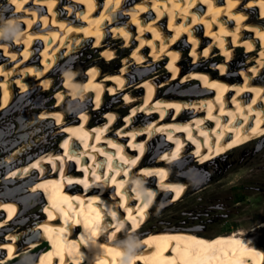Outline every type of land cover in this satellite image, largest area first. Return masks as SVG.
<instances>
[{
  "label": "bare ground",
  "instance_id": "6f19581e",
  "mask_svg": "<svg viewBox=\"0 0 264 264\" xmlns=\"http://www.w3.org/2000/svg\"><path fill=\"white\" fill-rule=\"evenodd\" d=\"M63 1L0 4V112L31 90L44 94L59 86L53 102L37 103L38 113L53 114L47 123L56 126L54 132L62 139L56 151L35 152L22 160L17 156L26 148L14 147L0 156V229L16 217L15 199L25 207L44 199L47 210L22 235L34 239L26 243L27 250L40 241L49 246L30 254V264H264V221L249 231L202 235L190 228L164 227L135 237L156 199L174 203L187 191L184 179L170 174L171 161L191 153L213 160L264 135V0ZM91 41L96 52L89 66L77 71L79 67L63 62ZM126 48H134L123 56L126 60L100 75L99 63H111ZM215 49L220 53L212 55ZM237 51L253 52L247 60L253 62L244 71L227 72ZM223 54L212 66L200 60ZM164 56L171 57L166 66L159 63ZM59 66L56 79H62L53 85ZM129 68L137 75L150 70L128 81ZM195 79L203 85L164 89L174 81L180 85ZM110 92H124L123 102L105 107L102 100ZM91 93L96 98L85 106L93 102L95 109L82 108L66 122L62 104L75 106ZM129 105L122 122L118 111ZM106 108L107 121L89 124L91 113ZM121 122L122 130L115 133L112 127ZM154 139L158 143L145 162ZM14 179L21 184L7 186ZM123 230L127 239L118 237ZM7 238L0 243V250L8 251L3 262L15 257L17 235Z\"/></svg>",
  "mask_w": 264,
  "mask_h": 264
},
{
  "label": "rangeland",
  "instance_id": "374dc122",
  "mask_svg": "<svg viewBox=\"0 0 264 264\" xmlns=\"http://www.w3.org/2000/svg\"><path fill=\"white\" fill-rule=\"evenodd\" d=\"M101 1L105 2V0ZM2 2H5V0H0V4H2ZM63 2H66V0ZM130 15L128 14V17ZM94 45L95 41L87 43L86 46H82L77 52L71 54L63 62L69 61L73 65L79 67L77 71L85 69L91 64L90 61L93 58L92 56H94L96 52L94 51ZM107 45L108 44L102 45L98 49L101 51ZM117 45L119 46V43L116 44V49L118 48ZM193 47V43L191 42L190 49H193ZM133 49L126 48L124 51L116 52L114 60L109 63L110 65L107 61V63H99V65L103 67V70L100 71V75L106 73V68L111 66V64L113 65L116 62H124L126 59H124L123 56L128 55V53H130ZM236 49L244 50L246 47L239 46L236 47ZM220 50L221 49H215L214 52H212V55L219 54ZM146 51L149 58L151 59L150 49H147ZM187 53H189L188 46ZM183 54L184 51L182 50V56ZM221 56L224 57V54L215 56L212 59L211 57H201L200 60L202 63L212 66L215 64L213 62H216ZM190 57L189 60L192 61V57ZM193 57H195V55ZM253 57V52L243 55H241L240 51H237V53H232L230 65L226 67V71L231 72L233 70L235 73L241 71L242 69L244 71V69L253 62L247 60H252ZM163 58H166V60H162V62L160 61L159 63H162V65L165 63L166 66V63L171 59V57L164 56ZM184 59H187L188 61L187 55H185ZM60 67L61 66H59L52 74L53 85L56 83L58 84V82H60L62 79L60 78L59 81L56 79L58 70L59 72L62 70ZM189 69L191 68H183L185 72H187ZM149 70L150 69H146L145 72L148 73ZM128 71V81L135 79L136 76L143 78L147 74L144 73L137 75L139 72H137L136 69L131 68H129ZM219 72L221 71H215V74L219 75ZM137 80L138 78H136L134 81ZM143 81L144 79L138 83L142 85ZM171 85L164 87V89L170 90L173 88L174 91H184L189 87L201 86L203 84L202 81L195 79V81L192 80L188 83H181L180 85L174 81V83ZM142 88L144 89L146 87L142 86ZM59 89V86H56L50 92H46L44 94H39L37 90H31L20 100L15 99L12 102L13 105H10L7 110L3 111L2 113L0 112V156L7 154L14 147H20L22 149L26 148L22 155L17 156L22 160L30 157L35 152L56 151L60 148V146L55 147L58 143L60 145L62 140L58 137L57 133L54 132V128H56V126H53L52 122L48 124L53 114L38 113L39 105L37 103L39 102V99L42 100L40 105L53 102L54 99L51 98L52 93L58 94ZM143 89H141V92H143ZM139 93L135 92L136 96L139 95ZM108 94L107 97L104 96L102 100V104H104L105 107L108 104H114L116 106L119 105L121 102H123L122 96H124L125 93L122 92V94H113L110 92ZM133 96L134 95L130 94V97ZM95 98L96 95L91 93V95H88L76 102L75 106L71 105L69 102H64L62 104V109L64 111L65 118H67L66 122H68L67 120L70 118V116L77 117L80 115L83 109L87 110L89 106L94 110L96 106L93 102L89 103L87 106L85 105ZM57 100H59L58 96ZM107 109L108 108L102 109L100 111L96 110L94 111V114L91 113L93 119H91L92 121H89V124L91 123L92 125L107 121L108 118L105 120L106 113L103 112ZM122 109L124 111H118V118H120L123 122L124 115L131 109V105L127 106L126 109ZM36 114L38 115L37 120ZM139 114L145 113L140 112ZM139 114H137V117ZM97 116L101 117L97 118ZM122 122L121 125L119 123L112 127L113 130H115V133L117 132V129L120 132V129L123 127ZM35 127L38 129L40 128L39 131L34 132ZM162 135L165 137L164 134ZM64 136H66V134ZM157 143L158 139H154L153 146L149 147V151L146 154L147 160L145 159V162L148 161V156L150 153H153L155 149L154 146L157 145ZM189 147L190 149L188 151L192 152L193 146ZM166 148L167 147L164 149L166 150ZM163 153L164 152H162V154ZM167 160L169 161L170 159L166 158L163 162L166 163ZM142 165L144 166L146 163L143 162L138 164L139 167ZM3 170V167L0 166V179L3 175ZM169 170L172 176H177L181 179H184L187 185V191L185 190L186 192H184L183 196H181L174 203L168 204L169 200L166 201L167 199L162 197L156 199L153 203L154 206L152 205L148 211V216L146 219L147 222L144 223L140 234H137L135 237L143 234L142 231L146 229L164 227L167 229L190 228L191 231L198 232L202 235H214L218 232H229L233 230L249 231L252 226H257V224L259 225L261 221H264V135L251 139L249 142L241 144L213 160H208L205 158L196 159L195 155L191 153V156H187V158L183 157L175 164H173L171 161ZM75 171L77 173L79 172V170ZM21 182L22 181L20 180L14 179L12 182H7V186L13 187L20 185ZM78 183L79 182L76 184ZM3 189V182L0 180V191H3ZM43 201L44 199L34 202L30 201V204L26 206L27 210L23 212V215L27 216V214H30L31 218H28V220L24 222L22 227L25 228H23L22 231L39 220L38 215L47 210V204H45ZM35 214L36 217L34 216ZM32 220L33 222L31 223ZM127 230V233L124 232L125 230H123L118 235V237H125L124 239H127ZM260 231H262V234H264V228H261ZM40 242L45 244V247L46 244L49 243L43 241ZM40 250L41 249H39V251Z\"/></svg>",
  "mask_w": 264,
  "mask_h": 264
},
{
  "label": "flooded vegetation",
  "instance_id": "af4514ba",
  "mask_svg": "<svg viewBox=\"0 0 264 264\" xmlns=\"http://www.w3.org/2000/svg\"><path fill=\"white\" fill-rule=\"evenodd\" d=\"M15 200H16L15 203L17 204V208H18L16 217H14V219L12 221L6 223L5 224L6 226L4 228L0 229V243L6 242L9 240L7 238V234L17 235V240L15 242V248H14L15 257H13L10 260L3 262V259H5V256H6L8 251L7 250H0V264H10V263L24 257L27 254H34V253L36 254L39 251V249H42L44 247V244H42L40 242L41 244H39L38 247H36L33 250H27L24 248L27 242H29L30 240H34L33 238L30 239L28 236L22 235V233L24 232V230L22 231V229L25 228L22 226H23L24 222L26 220H28V218H31V217H30V214H27V216L23 215V212L25 210H27L26 207L18 199H15ZM34 216L36 217V214ZM34 216H32V217H34ZM3 217H4V213H0V220ZM32 222H33V220L31 221V223Z\"/></svg>",
  "mask_w": 264,
  "mask_h": 264
},
{
  "label": "water",
  "instance_id": "95a60500",
  "mask_svg": "<svg viewBox=\"0 0 264 264\" xmlns=\"http://www.w3.org/2000/svg\"><path fill=\"white\" fill-rule=\"evenodd\" d=\"M45 248V247H43ZM42 248V249H43ZM34 257L30 256V254L25 255L24 257L10 263V264H30L33 261Z\"/></svg>",
  "mask_w": 264,
  "mask_h": 264
},
{
  "label": "trees",
  "instance_id": "16d2710c",
  "mask_svg": "<svg viewBox=\"0 0 264 264\" xmlns=\"http://www.w3.org/2000/svg\"><path fill=\"white\" fill-rule=\"evenodd\" d=\"M48 246H49V243L46 244V247H48ZM44 247H45V244H44Z\"/></svg>",
  "mask_w": 264,
  "mask_h": 264
}]
</instances>
